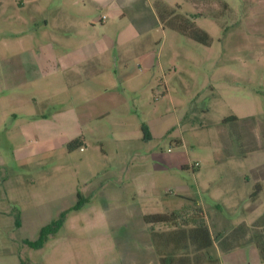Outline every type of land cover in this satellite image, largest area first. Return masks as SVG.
<instances>
[{
  "label": "rangeland",
  "instance_id": "1",
  "mask_svg": "<svg viewBox=\"0 0 264 264\" xmlns=\"http://www.w3.org/2000/svg\"><path fill=\"white\" fill-rule=\"evenodd\" d=\"M62 1L0 0V264H125L157 252L136 216L174 209L179 196L195 201L186 212L203 209L216 239L257 219L248 229L264 241V0H185L183 11L174 9L210 44L173 33L153 91L139 80L121 92L125 124L107 126L85 152L9 134L23 126L10 112L48 102L46 90L59 89L29 60ZM170 11L162 7L164 17ZM230 116L239 120L224 123ZM78 179L91 181L88 197L42 195Z\"/></svg>",
  "mask_w": 264,
  "mask_h": 264
},
{
  "label": "crops",
  "instance_id": "2",
  "mask_svg": "<svg viewBox=\"0 0 264 264\" xmlns=\"http://www.w3.org/2000/svg\"><path fill=\"white\" fill-rule=\"evenodd\" d=\"M185 3V0H63L58 17L52 22L44 20L41 39L36 40L37 52L29 60L32 64L36 62L41 77L48 83L56 82L59 89L46 90L48 102L27 107L26 111L10 112L17 124H23L19 131H9L10 136L29 137L35 133L49 143L64 145L78 140L79 146L73 149L85 152L94 136L103 139L107 126L119 129L125 124L126 102L122 93L137 89L139 80L146 81L143 89L153 91L156 70L164 65V50L175 40L173 33L181 35L165 26L162 7L183 11ZM61 95L65 96L63 101L58 100ZM73 172L76 179L78 174ZM90 183L87 179L83 183L79 179L74 184L58 183L52 185V192L46 186L42 195L88 197ZM33 196L38 199L36 193ZM189 199L179 196L180 203L174 209L137 215V227L143 238H152L145 215L177 210ZM106 214L107 210L101 217ZM254 222L243 220L237 225L249 228ZM242 236L245 240L232 249L222 250L215 245L219 264H264L251 231L248 229ZM125 264H159V257L156 251L146 256L138 252Z\"/></svg>",
  "mask_w": 264,
  "mask_h": 264
},
{
  "label": "trees",
  "instance_id": "3",
  "mask_svg": "<svg viewBox=\"0 0 264 264\" xmlns=\"http://www.w3.org/2000/svg\"><path fill=\"white\" fill-rule=\"evenodd\" d=\"M162 18L166 27L200 44H210V35L187 16L176 14L171 10L168 17L163 16ZM238 120V117L230 116L224 120V123ZM77 146H79V141L75 140L68 144V149L72 150ZM260 191L259 185H256L252 197L256 198ZM189 200L190 203H195L193 199ZM82 205L83 203H79L77 208ZM144 221L150 226L164 224L172 228L167 233H157L153 229L151 231L152 240L157 248L159 264H219L220 259L214 253L216 241L219 242L222 250L232 249L244 241L237 239H241L248 230L245 224H240L232 230V233L226 235L220 233L216 239L209 228L202 208H194L191 214L183 207L170 213L148 214L144 216ZM49 229L50 227L44 228L43 235ZM255 240L264 258V241L258 238Z\"/></svg>",
  "mask_w": 264,
  "mask_h": 264
},
{
  "label": "built area",
  "instance_id": "4",
  "mask_svg": "<svg viewBox=\"0 0 264 264\" xmlns=\"http://www.w3.org/2000/svg\"><path fill=\"white\" fill-rule=\"evenodd\" d=\"M105 18V17H104Z\"/></svg>",
  "mask_w": 264,
  "mask_h": 264
}]
</instances>
